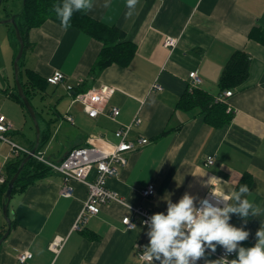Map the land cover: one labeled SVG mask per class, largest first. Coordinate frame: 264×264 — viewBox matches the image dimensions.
Returning <instances> with one entry per match:
<instances>
[{"label":"crops","instance_id":"1","mask_svg":"<svg viewBox=\"0 0 264 264\" xmlns=\"http://www.w3.org/2000/svg\"><path fill=\"white\" fill-rule=\"evenodd\" d=\"M93 4L89 15L125 31L135 53L125 64L97 68L102 42L87 32L72 25L65 31L54 19L30 29L21 64L23 81L27 82V71L44 79L56 70L66 75L63 82L48 84L29 98L41 133H50L39 152L59 163L76 147L114 145L120 140L117 130L139 116L142 121L132 124L127 136L147 137L149 142L126 153L127 164L108 178V186L130 205L166 214V199L177 203L187 193L196 205L212 190L211 178L225 194L246 184L248 198L260 205L261 216H252L250 210L245 225L238 214H230L229 223L249 231L242 246H253L256 231L264 226V0H138L131 9L126 8V0H93ZM22 9L23 0H2L0 21ZM126 12L132 16L126 18ZM167 36L177 38L173 49L164 45ZM18 51L11 23L0 22V113L13 123L7 135L32 149L37 131L18 98L14 67ZM236 51L249 55L250 67L247 79L231 88L233 94L224 102L232 114L227 124L210 123L200 105L179 106L192 70L203 80L198 90L218 94L221 75ZM155 83L162 89H155ZM102 85L114 87V92L99 115L91 117L76 94ZM112 106L120 108L115 118L108 115ZM9 151L10 144L0 141V166ZM210 156L214 162L207 164ZM12 159L5 161L6 174ZM93 177L94 171L89 178ZM150 183L156 193L143 197L141 190ZM61 185L62 174L51 169L12 193L11 229L0 243V264H21L17 254L23 250L33 253L25 264H147L140 253L149 243L148 226L136 218V227L127 229L122 218L130 214L129 207L111 202L91 216L83 230H74L88 188L73 182L74 192L67 196ZM2 204L0 199V239L8 230ZM57 235L67 237L58 254L49 248ZM221 248L217 245L216 250ZM205 260L216 259L206 251L196 264Z\"/></svg>","mask_w":264,"mask_h":264},{"label":"clouds","instance_id":"2","mask_svg":"<svg viewBox=\"0 0 264 264\" xmlns=\"http://www.w3.org/2000/svg\"><path fill=\"white\" fill-rule=\"evenodd\" d=\"M137 2L126 0L125 6L131 9ZM93 7V0H61V3L52 6V10L61 28L67 31L74 13L87 14ZM131 16V12L125 13L126 18ZM208 183L212 186L211 193L217 198V204L209 203L205 198L198 208L195 198L185 193L177 203L166 199V214L157 212L150 217V223L144 221L148 226L149 243L141 256L143 261L147 264H154L155 261L159 264H196L205 257L206 249L215 253L219 245L225 250V255L215 261L205 260V264H264V226L256 231L255 244L246 248L242 243L249 238L250 232L229 223L230 214H238L245 225L250 210L252 216H261L260 205L248 198L249 187L241 185L239 190L225 194L214 187L215 178ZM232 253H236V258L229 260L227 256Z\"/></svg>","mask_w":264,"mask_h":264},{"label":"built area","instance_id":"3","mask_svg":"<svg viewBox=\"0 0 264 264\" xmlns=\"http://www.w3.org/2000/svg\"><path fill=\"white\" fill-rule=\"evenodd\" d=\"M176 44L177 38L173 36H167L164 41V45L171 49H173ZM65 79L66 75L61 70H56L48 77V81L52 84H58ZM202 81V77L197 70L190 71L188 91H193L202 83ZM153 86L155 89H162V85L159 83H155ZM68 88L71 89L72 86H68ZM113 92L114 87L102 85L101 87L86 92H78L76 94V99L84 104V109L91 117H96L102 111V105L105 100L110 97ZM232 94V89L220 91L214 96V102H227L228 97ZM119 114L120 108L118 106H112L108 112V115L112 118L117 117ZM68 119L73 120V117L69 115ZM141 121V117L137 116L132 123L120 127L116 132L117 136L120 138L118 143L107 147L88 144L73 148L68 151L64 159L59 163L49 161L42 154H35L38 159L44 161L53 170L62 174V194L67 196L73 194V182H82L86 184L88 195L74 221L72 227L74 230H83L89 218L93 215H97L104 205L111 202H118L130 208V214H127L122 218L123 223L128 229L135 228L136 218H140L144 225V221L150 223V217L153 215V212L149 208L144 205H130L117 191L111 189L107 184L108 178L118 175L120 168L127 164L128 159L126 153L149 142L147 137L142 136L133 140L129 139L127 136L132 124H139ZM12 129V121L8 119L4 113H0V141L10 144V151L5 158V161H7L9 157H16L31 152V149L20 145L7 135ZM5 161L0 166V185H3L7 179V175L4 171ZM213 162L214 157H208L207 164H212ZM92 171H94V177L89 178ZM141 193L143 197H151L155 195L156 187L153 183H150L143 187ZM205 198L209 203H218L217 198L210 191L201 197L195 206L198 208L201 207L202 205L200 201ZM220 206L222 207L223 204H220ZM66 240V236L57 235L50 241L49 248L54 253L58 254L65 246ZM144 250L140 253V256L143 255ZM206 251L212 253L210 249H206ZM212 254L215 259L218 260L225 255V250L221 248ZM32 257L33 253L29 250H23L17 254V259L21 264L27 263ZM227 258L229 260L235 259L236 253L228 255Z\"/></svg>","mask_w":264,"mask_h":264},{"label":"trees","instance_id":"4","mask_svg":"<svg viewBox=\"0 0 264 264\" xmlns=\"http://www.w3.org/2000/svg\"><path fill=\"white\" fill-rule=\"evenodd\" d=\"M57 3H61V0H23V9L16 15V21L25 41V49L29 45L28 34L31 28L41 25L47 19H54L60 22L55 12L52 10V6ZM10 15L12 16V14L9 13V16ZM70 25L87 32L102 42V48L95 65L97 68H103L112 63L125 64L135 53V44L127 39L125 31L116 26L99 21L90 16L89 13H74ZM11 27L17 45L20 47L12 24ZM22 59L23 56L19 61L20 80L25 93L31 98L37 90L42 92L44 88H46L45 86L51 83L48 82L47 78L44 79L33 71H27V73H25L27 82H24V73L21 68ZM249 67V55L244 51H236L228 60L221 75L219 82L220 91L236 88L241 85L249 75ZM18 98L24 104L20 95H18ZM198 105H200L202 112L205 114V118L215 126L227 124L231 120L232 114L227 111V106L224 102H214V96L200 91L198 88L193 91H187L179 101V106L183 108H192ZM49 137V132H47V134L41 133L37 151L40 150ZM27 155L28 154L16 156L14 159L7 162V179L6 182L0 186L1 200H3L5 196L8 182L16 173ZM49 170H51L49 166L33 156L24 164L15 182L13 192L19 188H25L46 174Z\"/></svg>","mask_w":264,"mask_h":264},{"label":"water","instance_id":"5","mask_svg":"<svg viewBox=\"0 0 264 264\" xmlns=\"http://www.w3.org/2000/svg\"><path fill=\"white\" fill-rule=\"evenodd\" d=\"M2 4V0H0V7ZM3 22H8L11 23L14 26L15 32H16V37L19 41V51L17 53V56L15 58V62H14V67H15V79H16V85H17V89H18V93L21 97V99L23 100L28 112L30 113L31 117L33 118L34 122H35V126H36V131H37V145L35 147H33L31 149V152L24 158L23 162L21 163L20 167L18 168V170L16 171V173L13 175V177L10 179V181L8 182V188L6 190L5 196L3 198V204H2V209H3V214L6 218V220L8 221V230L6 232V234L0 239V243L2 242V240L4 239V237L9 233L10 229H11V220L9 219L8 213H9V203L12 197V193H13V188L15 185V182L24 166V164L30 160L33 155L35 154V152L38 149V145L40 143V137H41V129H40V125L39 122L37 120V115H36V111L35 108L33 106V104L31 103L29 97L27 96V94L24 91L22 82L20 80V65H19V61L22 58L24 51H25V41L23 39V36L20 32L19 26L17 24L16 21V16L15 14H13L11 17L2 20ZM0 21V22H2Z\"/></svg>","mask_w":264,"mask_h":264},{"label":"bare ground","instance_id":"6","mask_svg":"<svg viewBox=\"0 0 264 264\" xmlns=\"http://www.w3.org/2000/svg\"><path fill=\"white\" fill-rule=\"evenodd\" d=\"M47 80H48V77H47ZM49 82V81H48ZM63 82V81H62ZM50 83V82H49ZM61 83V82H60ZM52 84V83H51ZM59 84V83H58ZM54 85H56V84H54ZM200 86V85H199ZM199 86L197 87V88H199ZM196 89V88H195ZM37 115V114H36ZM81 147V146H80ZM35 154H42L41 152H39V151H36L35 152ZM35 154L33 155L34 157H36L35 156ZM43 155V154H42ZM44 156V155H43ZM37 158V157H36ZM38 159V158H37ZM39 161H41V162H43V163H45L44 161H42V160H40V159H38ZM46 164V163H45ZM47 165V164H46ZM47 166H49V165H47ZM50 167V166H49ZM123 167V166H122ZM51 168V167H50ZM52 169V168H51ZM53 170V169H52ZM100 213V212H99ZM123 222V221H122ZM125 225V224H124ZM126 226V225H125ZM136 227V226H135ZM127 228V227H126ZM128 229V228H127ZM134 229V228H133Z\"/></svg>","mask_w":264,"mask_h":264},{"label":"rangeland","instance_id":"7","mask_svg":"<svg viewBox=\"0 0 264 264\" xmlns=\"http://www.w3.org/2000/svg\"><path fill=\"white\" fill-rule=\"evenodd\" d=\"M52 90H53V88H52ZM33 102H34L36 108L39 110L38 100L35 98ZM29 114H30V113H29ZM30 116H31V115H30ZM31 119H32V117H31ZM1 215H2V214H1Z\"/></svg>","mask_w":264,"mask_h":264}]
</instances>
